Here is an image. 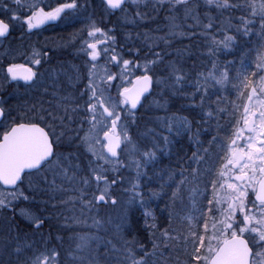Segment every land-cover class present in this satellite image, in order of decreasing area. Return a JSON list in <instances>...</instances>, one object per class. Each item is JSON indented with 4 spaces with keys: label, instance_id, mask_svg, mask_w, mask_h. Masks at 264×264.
Masks as SVG:
<instances>
[{
    "label": "snow or ice",
    "instance_id": "6c2138e0",
    "mask_svg": "<svg viewBox=\"0 0 264 264\" xmlns=\"http://www.w3.org/2000/svg\"><path fill=\"white\" fill-rule=\"evenodd\" d=\"M131 4L136 9V17L141 21L150 19L151 14L166 10L169 21L166 36L155 38L163 41L167 46L170 44L169 37H187L191 39L197 35L211 40L207 55L214 57L218 47L228 49L232 47L237 37L225 35L223 39L217 40L210 36L209 30L213 27L212 9L220 14L233 10L241 11L242 25L237 29L242 35L248 36L251 29L255 27L257 20L260 25V35L264 38V0H203L204 16L207 23L201 20L200 0H102L106 13L117 10L127 14V5ZM14 5V7H13ZM151 8V13L142 11L141 7ZM46 7L48 10H46ZM82 7L79 0H62L55 6L44 5L42 0H0V14L7 19L0 18V38H6L11 34L14 23L26 26L27 31L39 28L48 22H56L75 16ZM183 13V20L191 19L195 23L188 24L189 29L199 28L195 31H177L181 28L179 13ZM127 19V15L125 16ZM134 18V19H135ZM251 26V28L249 27ZM87 38L81 40L79 53L87 57L85 68L87 69V83L79 90V98L83 101L75 102L72 112L83 115L79 128L76 129V138L70 140L69 146L75 144L77 150L83 148V153L61 151L64 137L67 133L65 117L61 116V132H55V125L47 117L57 118L56 113L44 108L42 103L33 104L28 112L32 113L31 119L24 117H12L6 107L0 104V211L4 209L14 211V201L18 199L28 200L22 185L28 180L29 189L34 192L49 193L56 190H65L63 185H56L55 177L73 185L72 192L75 193L70 199L79 201L83 208L89 212L110 204L116 206L120 201L115 197L113 186L118 184L117 177L123 179L121 169H135V177L131 178L130 187L125 191L130 193L127 204L130 207L139 206L144 209L145 223L149 228L155 229L154 223H149L148 218L155 220V216L148 210L145 201L143 186L149 184L153 177L148 175L145 169L154 164L157 159L156 148L141 151L133 142L129 133L131 124L136 122L135 114L143 107L149 96L158 89L161 96L165 94L168 98L183 96L190 101V107L195 109L196 97H199L202 108L205 97L209 96V85L212 88L227 89L229 84L236 90L238 95L246 97L248 103L243 105L242 122L243 128L239 127V121L232 133H225L230 139L229 143L222 142L219 137L214 136L212 143L219 147V152L224 154L217 159H224V163L218 177L214 175L215 165L204 170L203 175L213 177L204 184V191L199 188L192 190L190 199L192 208L187 219V233L179 236L171 235L168 230L161 233L162 239L153 243V255L161 244L168 247L169 241H182V246L187 255L186 264H264V52H258L256 56L257 71L251 76L241 69L237 73L235 81L226 70L219 72L215 61H212V71L207 75L199 73L193 83V77L185 70L183 64L176 60H166L160 51H153L151 58L139 59L141 49H129L131 58H125L122 49L117 47V37L112 34L113 30L105 31L93 21L87 26ZM139 37V34H137ZM128 39L131 38L129 35ZM147 40V34H145ZM103 46V47H101ZM155 44H149L152 49ZM183 51L177 55L182 56ZM47 56V53L43 54ZM170 55V54H168ZM103 59L101 66L99 61ZM31 62L38 67L34 71L31 67H25L19 63H9L6 68L5 83L23 82L27 88L44 87L43 77L39 66L43 60L39 54L33 52ZM116 71H113L112 68ZM161 72L156 74V69ZM134 77V78H133ZM79 73L73 81V86L80 82ZM186 87L193 90L189 93ZM242 89H250L243 92ZM54 95L56 93H53ZM86 97V99H84ZM74 97L61 96L57 101V107H63L68 112V105ZM157 107H166L167 100L161 104L155 101ZM83 109V112H81ZM221 112L226 109H219ZM27 112L25 116H27ZM214 118L213 111H207L200 117V121L207 123L204 119ZM69 123L73 122L71 115L67 116ZM168 121L169 131L175 128L177 134L183 128L190 130L191 123L186 118H179V125L175 117H164ZM86 122V127L84 126ZM51 129V130H50ZM83 133L82 135L80 133ZM247 133V134H246ZM171 141L164 137V145L159 148L163 152L169 147ZM123 146V147H122ZM201 144L197 143V150L193 152L189 170L197 184L201 183L200 165L209 159L208 150L201 154ZM119 150V151H118ZM139 152L140 158H136ZM128 156L125 161L122 156ZM81 156L87 159L86 171L82 167ZM195 164L196 167L191 165ZM84 173V174H82ZM108 173L113 176L109 179ZM49 174L53 176L50 182ZM146 178V179H143ZM162 179V177H161ZM175 181V176L169 177ZM92 181H95V191L88 199L89 191L92 189ZM188 177L181 172L179 188L188 183ZM171 187L169 183H161L160 190H152L148 199H159L164 189ZM251 191V194H249ZM7 192V195H4ZM98 193V194H97ZM210 193V194H209ZM178 192H173L172 199L176 200ZM207 200L208 207L197 206L196 197ZM254 196V199L252 198ZM28 224L26 227L32 231H40L45 220L40 216L32 214L26 209H21ZM78 224L85 227L101 229L102 223L96 216H92L89 225L86 219L73 217ZM125 217L121 218L122 224ZM9 234L16 232L15 237L0 240V254L11 257L13 254L19 259L22 248L19 241V233L22 231L20 225H7ZM76 249L72 252L74 261L78 264H95L91 255V242L100 243L102 238L92 234H82L76 237ZM17 241L13 248V241ZM111 243V241H108ZM80 253H88L81 256ZM148 253L145 251V256ZM59 253L53 249L43 253H34L23 264H58ZM125 262L130 264H146L144 258L137 259L131 251L124 257ZM0 264H6L0 259ZM7 264H12L11 259Z\"/></svg>",
    "mask_w": 264,
    "mask_h": 264
},
{
    "label": "rangeland",
    "instance_id": "374dc122",
    "mask_svg": "<svg viewBox=\"0 0 264 264\" xmlns=\"http://www.w3.org/2000/svg\"><path fill=\"white\" fill-rule=\"evenodd\" d=\"M5 2L9 3L10 0H5ZM27 2H31V0H27ZM58 2H62V0H42V3L45 6L46 5L55 6ZM79 2L82 5H85V7H82L75 16H72L69 19H62L59 22V24L54 28L50 29V31L47 34L45 33V34L34 35V37L29 38L25 36L28 34L26 26L22 27L19 23H14V26L11 29V34L6 38L7 42L4 43V41L6 40L0 41L1 95H3V91H5L4 89L9 84L4 82V77L6 76L5 69L8 66V64L19 63V64H23L26 67H32L34 70H36L38 66L31 62V57L33 52L38 53L40 58L44 61L43 64L39 66V68L43 77V84L48 88V91L45 92L43 86L40 88H30L29 92L32 91L29 94L30 96L32 95L33 92L37 94L36 97L31 98L34 101V103H30V105L42 103L45 109L56 113L57 118L58 116L65 117L64 120L65 127L63 130H65V132L67 133V135L64 137L65 140L67 141V144H70V140L76 138L75 130L79 128L80 121L78 122L75 120L74 123H69L67 116L69 115V112L72 111L71 110L72 106L68 105V112L66 114L63 107H59V108L57 107V101L61 96H72L76 98V94L79 95V90L83 88V86L87 83V69L85 68V61L87 60V57L84 56L82 53H79L78 49L80 47L81 40L87 38L88 24L94 21L99 27L106 24V27L109 28L108 25L114 22L115 24H118L119 26L124 28V26L127 25H129V27L136 26L139 22H141L140 19L135 18L136 9L133 8L130 3L127 6L128 9L127 14L121 11V13L117 14L113 19L110 13L105 12L104 6L102 5L100 0L99 1L79 0ZM46 10H48L47 7ZM217 13L218 15H216V17L213 18V24L215 26H218L220 24L219 17L221 16L219 15V12ZM126 15H127V19L125 18ZM0 16H1L0 18L7 19V17L4 16L3 14H0ZM147 21H149V19H147ZM257 22L259 25L258 20ZM182 26L183 25L181 24V28L177 29V31H181ZM109 29L106 28L105 31ZM21 35L24 36L21 37ZM12 38H13V43L10 44L9 43L10 41L8 39H12ZM172 38L176 39V37H172ZM121 47L123 49L122 51L124 52V48H123L124 44ZM44 53H47L48 55L44 56L43 55ZM146 56L148 58L149 54L144 55V57ZM74 59L82 62L84 66H81L79 63L77 64V62H75ZM139 59L143 61L145 58H139ZM171 60H175V59H171ZM99 63L102 66L103 59H101ZM242 64L244 66V70L249 74V76H251L253 72L257 71L256 59L254 62H241V66L239 64V67H242ZM112 70L116 71L114 67L112 68ZM220 70H221L220 72L225 71L222 69ZM160 72H161V68L158 67L156 69V74H159ZM78 73L81 77L80 82L75 84V86H73V81L75 80V77L77 76ZM236 73H238V71H236ZM192 90L193 89L190 87L185 88V91L189 93ZM223 90L224 89H219L218 91V97L220 99ZM10 91L12 92V94H15L14 89ZM241 91L243 93L248 91V89H242ZM209 92L210 95H213L214 97L217 96V89L212 88L211 85H209ZM53 93L56 94L54 95ZM178 97L184 98L183 96H176L169 99L167 94L161 96L158 89L152 96H150L147 99V101L144 102L143 107H141L139 113L135 115L136 122L134 124H131L129 128V133L133 139V142L139 147L141 151L146 149H152L154 147L157 150V155H158L157 161L154 164L149 165L148 168L145 169V171L148 172V175L152 176L153 179L149 184L144 185L143 189L146 188L147 192H150L155 188H157V190H160V184L163 182V173L165 171V167H171V169L173 170L176 166H178L181 169V171L182 170L185 171L186 175L184 174V176L188 177L189 182L184 184L182 188L179 189L178 186L180 185V177L179 178L177 177L174 187L169 191L170 193L169 199H170L171 207H173L174 217L172 216L169 217L171 224L170 227L168 228V232L173 236H179L187 233L186 217L190 214V210L192 208V200L190 199L192 190L195 188H199V190L203 192L204 184L208 183L213 178L212 177L209 179L208 176L206 177L205 175L201 174L199 178L201 180V183L197 184L195 180L192 181L193 176L188 167L191 162L188 161L186 157H188L191 151L197 150V146L196 148H194V146H191V141H190L191 138L190 136L187 135L188 131L190 132L194 131L193 127L191 126L190 130L188 128H183L180 131V133L177 134L175 128H173V130L170 132L168 121L162 119L164 117L177 118L173 110H175L176 108V106L174 105V101H176V99H179ZM237 97L239 103L238 104L239 110H241L246 97L238 94ZM156 100H159L161 104H164L165 101L167 100L166 107H157L155 103ZM2 103H3V98H2ZM57 118L53 120L57 121ZM205 118L207 120V117H204V119ZM176 120H178L179 122V117ZM84 126L85 127L87 126L86 122ZM198 127L199 125L198 123H196V128ZM172 133L173 134L176 133L177 136L171 137L170 139L171 144L167 149H165V151L163 152L159 151V148L164 145V137H168L169 139V135H171ZM80 134L82 135L83 133L81 132ZM184 139L186 142L184 141ZM206 141L207 138L205 139V142ZM207 146L208 145L204 146V148L206 149ZM71 149H73V151H77L75 146H73ZM217 150L218 151H215L216 158L219 155V147H217ZM203 152H201V154H203ZM174 154L178 155L179 157L175 158ZM122 158L125 161L129 159L126 154L123 155ZM136 158H140L139 152L136 154ZM217 162H219L218 159L215 161L216 163L215 167L217 165ZM193 167H196V165L193 164ZM202 167L207 169V164L205 162L202 163ZM219 170L220 169L218 168V172ZM215 171L217 172V169H215ZM218 172L217 174L216 173L214 174L216 178H219ZM121 174L123 176V179L120 180L118 176L117 177L118 184L113 186L115 197L120 201V203L116 206H111L110 204H108L101 207L98 212L96 209H92V211L89 212L87 208L82 207V205L79 203L78 200L73 203V201L70 199L73 195H75V193H73L71 190L73 185L69 184L68 181L63 180L61 177L57 176L55 177V183L56 185H58L59 183L60 185H63V188L65 189L63 190V192H58L56 190L49 193L35 192L33 193L34 196L28 194L27 196H29L30 199L24 200L21 198L13 202L15 206L14 210H16V212L20 214L21 209H26V210L28 209V211L36 215L37 213L33 212L34 209H32L33 207H35L36 209L38 208L37 205L33 203L35 201V198L38 197L44 199H46L45 197H50L53 199L58 198V200L61 201L60 205L62 208V214L64 215V219L67 218L68 222L71 223L69 224L71 225V227L68 229L71 230L72 233L74 234L72 235V242L74 243V249H76V244H77L76 237L78 235H82V234L97 235L102 238V241L100 243H97L96 241L91 242L92 257L94 259L103 258L104 260L111 261L110 258H113V260H116L118 258H116L113 252L107 254L105 252L102 253V251H104L106 249L105 247L107 246L110 250L115 248L119 252H121L120 248L118 247H120L119 243L124 239V257H125L128 252L125 242H127L128 232L130 230V222L132 218L133 217L135 219L136 217L139 218L142 225H146V223H145V217L143 215L144 209L141 208V211L136 213V209H135L136 206L130 207L127 204V199L130 193L126 192L125 189L130 187L129 181L131 178L135 177V169L134 168L121 169ZM179 174L181 176V172H179ZM108 175H109V179H111L113 176L112 173H108ZM170 176L171 175H169V177ZM158 177L160 179V183L156 184L155 182H158L157 180ZM48 179L51 182L53 180V176L49 174ZM170 181L169 184L171 185ZM92 184L93 187L89 191V195L87 197L88 199L91 198L92 192L95 191V182H92ZM153 184H155L156 187H154ZM164 192L168 193V189H164ZM173 192H178L175 201H173L172 199ZM4 195H7V192H4ZM159 199L157 200L151 199V201L153 200L157 204L159 202ZM196 200H197V206H202L205 209L208 207L207 200L201 201V197L199 196L196 197ZM46 201L48 200L46 199ZM145 201L147 204L151 203V201L148 199V195H145ZM31 204H33L34 206L31 207ZM149 211L153 213V215L155 216V220L153 221L152 218L149 217L148 222L154 223L156 225V228L152 229L146 225L147 228H143V229H145V231L147 232L148 231L150 232L151 235L150 234L149 235L150 237L153 236L152 238L154 241H156V238H158L157 240L159 242L162 239V237L161 234L157 235L156 231H158L162 227L166 228L169 224V220L165 225H161L162 212L161 211L156 212L154 206H152L151 210ZM176 211L178 212V214L175 216ZM181 211L186 214L183 215ZM92 216H96V218L101 221L102 223L101 229L98 230L96 228L85 227L83 224H78L77 221L73 219V217L86 219L87 223L91 225ZM122 217H125L123 224L121 221ZM108 241H111V243H108ZM161 245L164 246L163 244ZM167 249H170L169 252L172 249L173 251L171 253V256L169 255L163 256L166 259L164 260V264L165 262L166 264H170V261L171 262L173 261L175 264L176 263L186 264L187 255L182 246V241H169ZM175 249H177V251ZM87 254L88 253H80L81 256H87ZM181 259H184V262L181 261ZM122 261H124V258L122 259ZM124 264H130V261L129 262L124 261Z\"/></svg>",
    "mask_w": 264,
    "mask_h": 264
},
{
    "label": "trees",
    "instance_id": "16d2710c",
    "mask_svg": "<svg viewBox=\"0 0 264 264\" xmlns=\"http://www.w3.org/2000/svg\"><path fill=\"white\" fill-rule=\"evenodd\" d=\"M99 1V0H98ZM8 3V2H5ZM201 3V9H200V16L201 20L204 23H207V19L204 16V8H203V0H200ZM129 5V4H128ZM127 5V6H128ZM14 7V5H13ZM142 11H146L151 13V8H144L142 7ZM121 13V11L117 13H110L111 17L114 19V17ZM168 15L166 10H161L159 13L151 14V18L149 21L147 19L141 22H139L136 26L129 27V25L124 26L122 28L118 24H115L112 22L109 24V28L113 30V35L117 37V47L118 49H122V45L124 44V52L122 51V54L125 56V58H131L132 53L129 52V49H135L140 48V56L139 58H145L144 55L149 54L148 58H151V53L153 51H160L162 54L165 55L166 60L175 59L178 63L183 64V67L189 74L195 79V77L203 72L205 75L209 71H212V61H215L218 71L220 72L222 70H227L230 73V76L232 78H235V72L239 71L241 67H239V64L241 66V62H254L257 56L258 52H264V38L260 35V27L258 25V22L256 23L255 27L251 29V32L248 36H244L241 34V32H238L237 29L241 27L242 20H241V11L240 10H233L231 12H225L223 14L219 15V25L215 26L213 24L212 29L209 30L210 36H214L217 40L223 39L225 35L228 36H235L237 37L235 44L225 49L223 47H218L217 54L214 57H209L206 53L208 51V46L211 43L210 38L206 39L203 36H195L191 39L187 37H181L176 36V39H173L172 37H169L170 44L165 45L163 41H157L155 38L166 36L168 33V24L169 21L166 19V16ZM211 15L213 18L218 15L217 10L212 9ZM180 16V23L183 25L181 31L191 32L195 31L199 33V28L189 29L187 27L188 24H194L195 22L191 19L187 20L186 22L183 20V13H179ZM1 17V16H0ZM223 23V24H222ZM251 28V26H249ZM102 29L106 30L109 29L105 25L101 26ZM139 34V37L138 35ZM145 34H147V40L145 39ZM131 36L130 39H128V36ZM24 35H21V37ZM26 37H34L30 35H25ZM11 43H13V38L8 39ZM16 40V39H15ZM4 41V43H6ZM149 44H155V47L150 49ZM26 45V44H25ZM24 45V46H25ZM261 48V50H260ZM123 50V49H122ZM178 51H183L182 56H178ZM170 54V55H168ZM77 64L79 63L81 66H84V64L80 61H77L74 59ZM194 83V82H193ZM17 86V87H15ZM15 90V94H12L10 90ZM30 88L24 87L23 85H10L6 88L5 91H3V105L6 107V110L10 115L8 116V119L11 120L12 117H24L25 119H31L32 113L27 112L30 106V103H34V101L31 98H34L37 96L36 93H32L30 96L29 94L32 92H29ZM78 93V92H76ZM202 93H198L196 97V104L198 107L195 109L191 108L190 101L185 100L184 98L178 97L179 99H176L174 101V105L176 106L174 113L177 116V118H186L193 127L194 131H188L187 135L190 136L191 146H194L196 148L197 143L201 144L202 147L199 149L200 152L204 151V146L208 145L206 149L208 150V156L209 159L205 161L207 164V168L213 167L215 165L216 158V152L218 145L215 143H212V138L214 136L218 137V112L220 109V98L218 97V94L216 97L213 95L205 97V102L203 107L201 108L199 106L200 104V95ZM79 95L76 94V98H74V102L70 103L69 106H73L75 102L79 101L81 104L83 103L82 100L78 99ZM86 99V97H85ZM188 106V107H187ZM141 109V108H140ZM139 109V111H140ZM72 110V107H71ZM28 113L27 116H25L26 112ZM50 111V110H49ZM136 112L137 113H139ZM207 111H213L214 118L208 119L207 118V124L203 123L201 124L200 121V115H203L204 112ZM81 112H83V109H81ZM217 112V113H216ZM71 113V114H70ZM135 114V115H136ZM58 115V114H57ZM69 115L73 117V122L76 121H82L83 115L78 113H73L72 111L69 112ZM199 116V117H198ZM60 116H58L57 121L53 120V117H47L49 121H51L55 125V132L59 135L61 132L60 125ZM206 120V118H205ZM176 124L179 125L178 120H176ZM196 123H198L199 127L196 128ZM58 125V126H57ZM51 130V129H50ZM65 131V130H64ZM197 131V132H196ZM207 132V133H206ZM197 135V136H196ZM172 136H177L175 134L169 135V140ZM206 136V137H205ZM207 138V141L205 142V139ZM75 139V138H74ZM183 141V140H182ZM185 141V139H184ZM183 141V142H184ZM186 142V141H185ZM186 144V143H184ZM75 144H72L69 146L67 144V141L64 138L63 145L61 147V151L64 152H77L83 153V148H80L77 151H73L71 149ZM194 151H191L188 157L186 159L191 162L192 154ZM204 153V152H203ZM219 156V155H218ZM173 157V156H172ZM179 156H177L178 158ZM184 159V160H186ZM82 160V167L86 171V165H87V159H84L83 156H81ZM180 161V160H178ZM217 162V165L215 169L220 167V160ZM218 166V168H217ZM193 167V164H192ZM204 167H202V164L200 165L201 174L204 173ZM168 171V172H167ZM183 171V170H182ZM181 169L176 166L173 170L171 167H165V171L163 173V182L162 183H169V175L175 176L177 180V177H181L179 172H182ZM215 171V173L217 174ZM178 173V174H177ZM183 173L186 175L185 171ZM214 173V174H215ZM84 174V173H82ZM170 176V177H171ZM206 176V175H205ZM207 177V176H206ZM208 178H212L211 176H208ZM158 182H155L156 184L160 183L159 177L157 178ZM194 178L192 177V181ZM175 181L171 182V187H168V193L163 192L161 198L159 199V202L156 204L155 201H151V203H148V209L151 210L152 206H154V209L156 212L161 211L162 217H161V225H165L167 221L169 220V224L166 228H160L158 231H156V234H161L165 230H168L170 227L171 221L169 217H174L173 214V207H171L170 199H169V191L174 187ZM95 182V181H92ZM60 183L58 184V186ZM154 187L155 184H153ZM193 187V186H192ZM151 189V188H150ZM149 190V189H148ZM154 190H157L155 188ZM58 192H63V190H57ZM159 191V190H157ZM143 192L145 195H149L150 192L146 191V188L143 189ZM149 193V194H148ZM34 196V195H33ZM46 199L38 197L35 198V203L37 205V209L33 207L34 205L31 204L32 209H34L33 212H36V216H40L45 220L44 225L40 229V231H32L30 228L26 227L28 224V221L21 216L19 213L15 211V215H13V210L10 209H4L0 211V240H3L4 238L11 235V237H15L17 235L16 232H11L9 234L7 230V225H20L22 231L19 233V241L22 248V253L17 259L16 255L13 254L11 257L5 254H0V259H4L6 264L9 259H11L12 264H23L25 260H27L29 257H31L34 253H43L47 251H51L55 249L58 253V264H78V262L74 261L72 252L74 249V243L72 242V233L71 230L68 228L71 227L70 222H68L67 218L64 219V215L62 214V208H61V201L58 200V198L53 199L50 197H45ZM46 202H45V201ZM157 200V199H156ZM45 202V203H43ZM64 203V202H63ZM136 213L141 211V208L137 205L135 207ZM28 210V209H27ZM178 211V210H177ZM176 211L175 216L178 214ZM183 215L186 213H183ZM168 214V215H167ZM178 220V219H177ZM147 228L146 225H142L139 218L136 217V219L133 217L130 222V230L128 232L127 242H125L127 251H131L133 255L136 256L137 259L144 258L146 260V264H164V260H166L163 256L169 255L171 256V253L173 249L169 252L170 249H167V247L160 246L159 249L156 251V253L153 255V243L158 242V238H156V241L153 240V236L150 237V232L145 231ZM149 229V228H148ZM150 234V235H149ZM17 241H13L12 247L14 248L16 246ZM118 248H120L121 252H119L117 249L113 248L110 250L107 246L106 249L102 251V253H111L116 256V260H113V258H110L109 260H104L103 258L95 259V264H124V261L122 259L124 258V239L119 243ZM177 246V245H176ZM176 248V247H175ZM177 251V249H175ZM145 251L148 253L147 256H145ZM181 251V250H180ZM127 252V253H128ZM88 255V254H87ZM103 255V254H101ZM181 261L184 262V259H181ZM100 262V263H99ZM85 264H88V261L85 260ZM166 264V262H165ZM170 264H175L173 261H170ZM178 264V263H176Z\"/></svg>",
    "mask_w": 264,
    "mask_h": 264
},
{
    "label": "flooded vegetation",
    "instance_id": "af4514ba",
    "mask_svg": "<svg viewBox=\"0 0 264 264\" xmlns=\"http://www.w3.org/2000/svg\"><path fill=\"white\" fill-rule=\"evenodd\" d=\"M55 26H49L46 27L40 31H33V32H28V34L30 36H34V35H39V34H47L50 29L54 28ZM1 41V40H0ZM7 68V67H6ZM32 68V67H31ZM33 69V68H32ZM6 70V69H5ZM34 70V69H33ZM35 71V70H34ZM235 76L237 77V73L235 72ZM235 77V78H236ZM235 78H233V80L235 81ZM10 85H21V84H8V86ZM7 86V87H8ZM6 87V88H7ZM6 88L4 90H6ZM250 89H248L249 91ZM221 99H220V109H226L227 111L221 112L219 110V116H218V137L221 139L222 142L225 143H229L230 139H227L225 137V133H232L236 126H237V121H239V127L243 128V122H242V114H243V106L242 109L239 110V103H238V97H237V93L236 90L232 87V84H229L227 89L223 90L221 93ZM2 95H1V84H0V104L2 103ZM248 103L247 99H245L244 104ZM247 134V133H246ZM224 154L219 152V156H223ZM178 155L174 154V157L177 158ZM220 160V167L221 165H223L224 163H226L224 159H219ZM219 167V169H220ZM1 188V186H0ZM22 188L24 190V193H26V195H33V193H35L34 191L29 189V184H28V180L26 179L24 184L22 185ZM249 194H251V191H249ZM252 198L254 199V196H252Z\"/></svg>",
    "mask_w": 264,
    "mask_h": 264
},
{
    "label": "water",
    "instance_id": "95a60500",
    "mask_svg": "<svg viewBox=\"0 0 264 264\" xmlns=\"http://www.w3.org/2000/svg\"><path fill=\"white\" fill-rule=\"evenodd\" d=\"M101 2H102V0H101ZM117 12H119V10H117V11H115V12H111V13H117ZM59 21H60V20H59ZM59 21L45 23L44 25L40 26L39 28L33 29L31 32H33V31H40V30H42V29H44V28H46V27L54 26V25H56ZM8 36H9V35H8ZM8 36H7V37H8ZM7 37H6V38H7ZM6 38H0V39H6ZM25 67H26V66H25ZM10 83H17V82H10ZM19 83H22V84H23L22 81L19 82ZM138 110H139V109H138ZM118 151H119V150H118ZM2 188H3V186H2Z\"/></svg>",
    "mask_w": 264,
    "mask_h": 264
},
{
    "label": "bare ground",
    "instance_id": "6f19581e",
    "mask_svg": "<svg viewBox=\"0 0 264 264\" xmlns=\"http://www.w3.org/2000/svg\"><path fill=\"white\" fill-rule=\"evenodd\" d=\"M168 172V171H167Z\"/></svg>",
    "mask_w": 264,
    "mask_h": 264
}]
</instances>
